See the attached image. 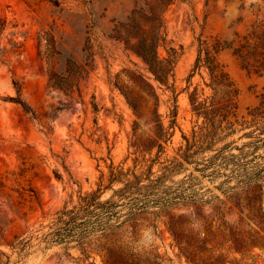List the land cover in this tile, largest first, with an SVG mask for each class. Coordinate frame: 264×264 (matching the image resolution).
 I'll list each match as a JSON object with an SVG mask.
<instances>
[{
	"label": "trees",
	"instance_id": "16d2710c",
	"mask_svg": "<svg viewBox=\"0 0 264 264\" xmlns=\"http://www.w3.org/2000/svg\"><path fill=\"white\" fill-rule=\"evenodd\" d=\"M59 6L58 0H49ZM174 0H147L146 7H134L127 22L120 23L112 36L132 52L143 64V70H121L109 77V84L123 97L132 110L134 120L128 134L127 153L118 163L110 159L105 170H99L96 187L69 195L47 223L25 235L17 236L0 250V264H31L45 258L54 249L59 255L77 264H165L167 257L153 242H142L147 235L160 237L159 221L163 215L166 230L188 264H256L244 262L256 244L264 245V86L257 93L258 102L249 110V120L238 118L239 90L231 80L226 65L219 57L230 52L243 69L264 79V0L251 5L255 18L244 33H235L231 40L202 37L197 39V54L191 74L204 69L210 95L199 100L198 88L189 93L191 110L202 123L184 133L178 124V105L174 69L179 54L168 47L163 14ZM6 21L0 18V31ZM91 28L83 46L85 60L76 63L67 59L61 71L56 70V41L52 29L38 34L39 55L46 64L48 86L61 91L70 100L84 105L81 84L93 70L101 46L92 42ZM163 49L165 54L160 52ZM0 51H2L0 49ZM190 74V75H191ZM169 91L168 110L160 112L161 94ZM19 105L31 118L36 113L19 97H6ZM97 111V105L92 103ZM241 129L251 128L239 139L248 138L238 154L224 155L234 141L225 143L216 153L203 159L198 156L215 150L214 146ZM182 142L168 153L176 130ZM250 157V158H249ZM242 161V162H241ZM106 162V160H104ZM237 168L225 174L216 188L234 181L223 193L240 189L251 201L258 203V213H239V219L228 226L225 213H189L178 216L163 213L174 203L198 200V192H171L166 182L183 174L179 180L196 181L216 178L227 164ZM200 165H202L200 167ZM226 169V168H225ZM188 172V174H186ZM199 172L198 175H195ZM58 179L61 175L56 173ZM194 184V185H195ZM109 193L105 198L103 196ZM202 199V197H200ZM215 197L212 196V199ZM213 200H202L211 203ZM256 226V229H247ZM214 243L215 246L209 244ZM70 251L77 252V256ZM229 251L242 258L229 259ZM33 264V263H32Z\"/></svg>",
	"mask_w": 264,
	"mask_h": 264
},
{
	"label": "rangeland",
	"instance_id": "374dc122",
	"mask_svg": "<svg viewBox=\"0 0 264 264\" xmlns=\"http://www.w3.org/2000/svg\"><path fill=\"white\" fill-rule=\"evenodd\" d=\"M58 1L59 6L49 0H0V18L6 21L4 30L0 31V250H7L15 237L47 223L69 195L75 198L79 189L83 192L94 189L99 170H105V163L110 159L118 163L127 153L128 134L135 117L124 97L111 87L108 80L123 69L145 71L140 59L112 36L120 23L127 22L134 7H146L147 0ZM254 3L262 1L174 0L164 12L167 45L174 47L179 54L174 80L178 124L184 133L190 134L192 127H197L203 120L191 110L189 93L197 87L199 100L210 95L204 85L208 81L206 71L201 69L191 74L197 39L202 36L229 41L235 33H244L255 18L251 8ZM50 28L58 52L55 56L57 71L64 68L67 59L84 62L83 46L89 28L92 42L101 46L102 54L96 55L93 70L81 84L84 105L48 86L46 64L39 55L38 34ZM160 52L165 54L162 48ZM219 59L226 65L239 90L238 118L249 120L248 112L258 102L256 95L264 86V79L243 69L230 52L222 53ZM145 74L149 76L147 72ZM159 93L160 112L165 113L171 102L170 92L159 90ZM6 97H19L37 117L31 118L19 105L4 101ZM92 103L97 105V111L93 110ZM180 129L176 130L173 144L168 147L170 155L182 142ZM250 130L238 126L235 133L214 146L215 150L204 152L198 159L213 155L231 141L234 143L224 155L238 154L235 147L249 141L239 137ZM225 168L216 178L205 177L198 184L190 179L180 183L183 174L166 182L172 193H188L195 189L198 200L174 203L163 213L173 216L225 213L228 226L239 219V213H258L255 209L258 203L251 201L240 189L222 192L226 187L234 186V181L222 190L216 188L225 179V174L236 169L237 165L231 163ZM56 173L61 175L60 179ZM108 195L106 193L103 198ZM202 200L213 201L202 203ZM164 219L168 220V216L163 215L158 224L161 236L147 235L145 230L142 242L157 245L160 253L168 258L165 264H188L166 230ZM209 245L215 246L214 243ZM70 252L78 255L75 251ZM228 254L229 259L242 258L241 253L229 251ZM243 258L244 262L255 259L256 264H264V245L256 244ZM30 263L77 264L61 257L57 249Z\"/></svg>",
	"mask_w": 264,
	"mask_h": 264
}]
</instances>
